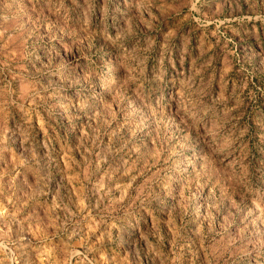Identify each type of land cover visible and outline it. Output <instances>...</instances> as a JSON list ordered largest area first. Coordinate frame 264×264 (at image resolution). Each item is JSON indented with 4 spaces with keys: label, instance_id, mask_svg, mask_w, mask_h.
Wrapping results in <instances>:
<instances>
[{
    "label": "rangeland",
    "instance_id": "1",
    "mask_svg": "<svg viewBox=\"0 0 264 264\" xmlns=\"http://www.w3.org/2000/svg\"><path fill=\"white\" fill-rule=\"evenodd\" d=\"M0 264H264V0H0Z\"/></svg>",
    "mask_w": 264,
    "mask_h": 264
}]
</instances>
